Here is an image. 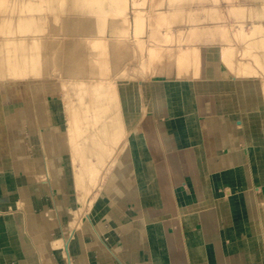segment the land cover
Returning <instances> with one entry per match:
<instances>
[{"label": "crops", "instance_id": "obj_1", "mask_svg": "<svg viewBox=\"0 0 264 264\" xmlns=\"http://www.w3.org/2000/svg\"><path fill=\"white\" fill-rule=\"evenodd\" d=\"M219 58L213 49L212 68L202 80L149 85L150 108L140 124L133 126L145 105L129 109L136 117L130 130L136 129L117 163L126 161V180L107 182L100 191L91 224L82 226L80 264H264V116L250 114L253 98L238 81L224 80ZM22 85L0 90V120L7 121L0 125V165L14 157L17 162L9 163L23 172L15 181L41 185L24 176L32 162L23 145L26 130L11 127L2 107L6 93L19 96ZM21 109L17 117H23ZM8 141L16 144L12 153L6 152ZM18 259L12 248L0 253V264H22Z\"/></svg>", "mask_w": 264, "mask_h": 264}, {"label": "bare ground", "instance_id": "obj_2", "mask_svg": "<svg viewBox=\"0 0 264 264\" xmlns=\"http://www.w3.org/2000/svg\"><path fill=\"white\" fill-rule=\"evenodd\" d=\"M167 1H161L165 4H160L162 7L160 9L157 7L156 13L168 16V23L176 26L178 34L182 37L180 44L176 47L178 55L174 62L179 63L180 66L175 67V77L178 75L186 78L187 72L192 71L196 80H202V77L208 75L212 68L213 49L217 50L220 46L219 43L213 41L216 27H218L217 10L212 7L198 11L201 7L197 6L198 9H195L198 4L197 0ZM115 2L114 0H5L2 3L5 14L3 18L0 17V89L3 85L15 89L24 83L53 79L58 82L61 90V102H63L65 116L64 134L69 146V156L54 161V158H51V151L55 150L53 148L55 145L51 147L48 144L52 136L45 135L42 130L43 112L41 106L36 104V100L38 101L36 96L47 91L48 87L33 90L34 99L29 106L30 108L31 105L34 106L36 112L33 111L29 115L23 113V117H17L18 115L15 114L16 124L13 125L10 121L8 123L11 127H23L26 130L24 117L29 116L28 120L33 128L38 124V129H35L37 132H34L37 133L35 134L38 138H41L40 145L46 150L43 168L37 161L39 154L32 151V162L24 167V176L33 175L35 179L44 178L45 181L40 182L41 185H34L20 180L24 186L18 190L23 198L32 195L37 199L42 191H46L45 195L50 197L51 204L48 206L51 205L54 208L55 223H58L55 227L63 229L61 237L55 238L50 243L51 249L55 247L60 251L53 254V259H60V262L56 264H80L82 226L91 224L89 213L100 191L106 185L105 181L109 180L112 175L108 183L116 181L119 183L120 180L124 182L126 180V161H123L121 165H115V162L129 142L125 126L127 122H130L126 120L130 116H128L129 109L133 106L131 102H127L126 98L122 99L119 95L117 83L120 77L113 75L107 77L104 74L105 70L102 71L99 68V63L103 58L101 56L105 55L102 54L105 51L102 45L104 37L111 34L110 30L115 33L118 29L115 25H111L115 16L114 8H112ZM234 2L236 1L230 2L232 5L228 12L237 17L244 14L242 12L245 10L250 13L251 8L254 7L249 4H264V0H242L238 5ZM25 8H30L29 12L32 15L28 14V17H25L27 15ZM256 9V17L253 19L256 22L252 23L256 37L250 42L243 41V44L255 50V58L264 68V21L261 22V12L258 8ZM197 12L200 13V18L196 17L199 14ZM192 13H194L192 17H185ZM194 34L199 35L196 38L199 39V47L192 45L189 50L183 48L188 46V42H193ZM71 36L73 39L70 38ZM148 36L154 38V42L164 44L159 36L155 34ZM86 42L96 45V50L97 44L100 43L102 46L100 54H96L87 47L82 53L79 45ZM111 44L114 45L112 41ZM145 50H147L146 47ZM218 50L226 67L229 58L227 51L226 49ZM109 52L107 48V56ZM54 58H58V61L53 62ZM83 66H85L84 69ZM181 69L183 71H180ZM224 71L225 68L222 65L221 74ZM151 72L147 65L146 75H152ZM168 73V67H163V69L156 70L153 75L156 77L159 74L164 78ZM261 86L264 93V81ZM88 92L94 95L90 98L92 108L85 106L76 109L74 97ZM67 116L70 118L68 119ZM1 121L3 124L7 122L1 118L0 125ZM25 134L28 137L29 134L34 133L26 130ZM30 140L37 141L35 136ZM112 170L114 173L109 175ZM38 200L35 201L38 203ZM36 206L41 208L40 202ZM51 226L42 225L41 228H51Z\"/></svg>", "mask_w": 264, "mask_h": 264}, {"label": "rangeland", "instance_id": "obj_3", "mask_svg": "<svg viewBox=\"0 0 264 264\" xmlns=\"http://www.w3.org/2000/svg\"><path fill=\"white\" fill-rule=\"evenodd\" d=\"M1 1L0 17H4L3 14L5 13L2 3L5 0ZM114 1L116 2L113 3L112 8H114L115 16L113 17V23L111 25H115V27H117L118 29L115 33L110 30L109 32L111 34H108L105 37L103 36L104 40L102 45L104 46L105 51H103L102 54L105 55L101 56V58H103L99 63V68L102 71L105 70L104 74L107 77H110L111 75L120 77L118 79L117 87L118 91L120 92L119 95L120 97H122V99L123 97L126 98L127 102L129 103L131 99V104L133 105V107L135 106V108L136 106H138L137 104H139V102L145 105V107L140 106L141 108H139L140 117L136 120V122L133 123V126H135L137 124H140L141 120H143L145 109L150 108V101L146 100L145 98V94L149 85L165 84L167 86L168 84L174 86L177 83L183 82L184 80L182 79L196 80V78L192 71H189L190 68L188 69V71L191 74L187 72L188 75L186 76V78H181V76L178 75L175 77V67L180 66L179 63L174 62L178 55V48L176 47L180 44L182 37L178 34L177 27L173 24L168 23V16L163 14L159 15L158 13H156V10L162 7L160 6V4H165H162L161 1L166 2V0ZM172 1L174 0H171V2ZM231 1L234 0H197L198 4L196 5V7L198 6L201 8L198 9L197 7L195 9H198V11H200L204 9H211L212 7H214L217 10L216 12L218 13V17L216 22L218 27H216V33L214 35L213 41L219 43L218 45L220 46L218 49H220V51L226 49L227 54L229 56L228 61L226 62V67L225 61H223L221 56L218 59V64L220 68L222 69V65L223 68H225L224 73L222 72V76L225 81H231L230 79L238 81L240 83L238 86L239 90L242 91L244 94L248 95L250 99L253 98L251 100H253L254 105L250 107V114H258L262 115L263 117L264 93L262 90L261 83L263 85L264 68L262 64H260L255 58V50L249 49L248 46L245 47L243 41L247 40L248 42H250L256 37V31L253 28L252 23L256 22L253 20L255 19L254 17H256V8H258L261 12V22L264 21V4H249L254 7L251 8L250 13L247 12L248 10H245L242 12L244 14L241 13L243 16L239 13L241 16L238 15L237 17L228 12L229 7L232 5L230 3ZM235 1L236 2L234 3L237 5L242 2V0ZM167 2H170V0H168ZM24 11H27V15L23 13L25 17H28V14L32 15V13L29 12L30 8H25ZM193 15L194 13L185 15V17L189 18ZM199 15L200 13L197 14L196 17L200 18L201 16ZM28 22L31 23L32 21ZM185 25L187 26L188 24L185 22ZM150 34H155L159 36V38L164 41V44L154 42V38L148 36ZM193 36L195 37H192L193 42H188V46H184L183 48L189 50L192 45H194L196 48L199 47V39H196L199 35L194 34ZM70 38L73 39V36H71ZM110 40L114 45L111 44ZM86 43L79 45V49L80 51H82V53L86 47L88 49H92V51L96 54H100V52L102 51V46L100 45V43L97 44V50L96 45ZM145 47L147 48V50H145ZM107 48L110 50L109 56H107L106 54ZM214 50L216 49L214 48ZM52 61L57 62L58 58H54ZM147 65L148 68L152 71V75L150 76L146 75L145 73ZM84 67L85 66H83V69ZM163 67H168L169 69V73L167 74V76L163 78V76H159L158 74L155 77L153 73H155L156 70L163 69ZM180 71L183 70L181 69ZM185 82L189 81L186 80L183 83ZM22 87L24 88V91H21L22 93L19 96H17L16 90H10V92L8 91V93H6L8 97L3 100L2 107L5 111H8L9 115L7 116V119H9L10 122H12L13 124H16L17 117L14 115L16 113L17 106L22 107L21 111L23 110V112L26 113L25 115H29L31 112H33L34 106L32 107L31 105L32 109L29 106L34 97L33 90L37 88L48 87V90H45L46 93L41 92L40 95L36 96V99H38V101L36 100V104L41 106L43 112L42 130L45 135L52 136L51 139L48 141V144H50L51 147L55 145L53 147L55 148V150L53 149L54 151H51V158H54V161H59L61 158L69 156V146L67 144V141H65L64 134L65 116L63 102H61L62 96L60 95L61 90L59 89L58 82L53 79L39 80L24 83ZM91 96L94 95H90L89 92L76 95L74 97V104L77 105L76 109H81L85 106L89 108L91 106ZM143 99L145 102H143ZM253 108L256 109L257 112L252 110ZM34 112L36 111L34 110ZM126 112H128V110ZM128 116L129 117H127L126 121H132L136 119V117L134 118V116L130 113H128ZM67 118L69 119L70 117L67 116ZM24 119L26 127L25 129L33 131L34 134H29L28 137L27 134H25V136H23L25 140L23 145L28 151H34L35 154H39L37 160L38 162L40 160V167L43 168V161L45 160L44 155L46 154V150L44 149L45 147H41V138H38V136L36 135L37 130L35 129H38V124H36V127L33 128V125L31 126L28 120L30 119L29 116H25ZM129 123L127 122L125 126L128 131V138H130L131 135L134 134L133 132H135L136 129L135 128L130 130L131 126H129ZM11 135L13 136L14 133H12ZM6 136V138H11L9 134H6ZM33 136L36 137V142H32L30 140V138H33ZM260 140L262 143H264V133L261 134ZM8 142L9 146L6 148V152L10 151V153H12L13 151H15L16 144L13 142L11 143L10 141ZM127 146L125 147V150ZM123 153L120 155V157L123 155ZM120 157L116 159L115 165H117ZM3 159H5L4 161L7 160L8 163L5 162L4 164L0 165V225L7 224L8 227H4L5 229L3 230V232H0V235H3L1 237L4 238L2 241L4 247H0V253L3 254L7 251L9 252V249L12 248L14 251L18 252L19 259L15 262H19L22 264L33 263L35 261L37 263L39 261L40 264H56V262H60L59 258L53 259L52 257L51 259L50 256L54 252H60L58 247V249H55V247H52L54 249H51L50 243L55 238L61 237V232L63 231V229L60 230V228L57 229V227H55L58 223H55L54 208L51 205L48 206V204H51L50 197H47L45 195L46 191H42L38 196L36 195L37 199H39L38 201L41 204V208H38L36 206V204H39V202L37 203L35 201L37 199H35L32 195H30V197L28 196L27 198L22 199L20 197V192L18 189L24 186V184L19 181L15 182L14 179L16 177L23 176L22 169L17 168L16 165H12L9 163L10 161H13L14 163L17 162V159H15L14 157H5ZM20 162L21 159L19 160V163ZM260 166L261 173L264 175V163L260 164ZM113 173L114 171L112 170L109 175H112ZM26 177L27 174L25 178ZM39 179V182L43 183L45 181L44 178ZM110 179H107L105 181V184L110 181ZM28 186L30 188L32 187V185ZM30 193H33V191H30ZM41 201L44 204H42ZM260 207L264 208V195L260 197ZM40 224L41 226H52L51 228L47 227L43 229L41 228ZM6 241H8L7 246L5 245ZM11 263H13V261H8V264Z\"/></svg>", "mask_w": 264, "mask_h": 264}]
</instances>
